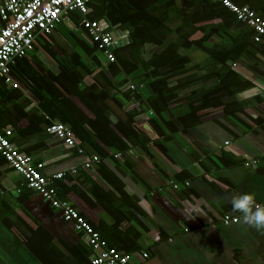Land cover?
<instances>
[{"label":"crops","instance_id":"obj_1","mask_svg":"<svg viewBox=\"0 0 264 264\" xmlns=\"http://www.w3.org/2000/svg\"><path fill=\"white\" fill-rule=\"evenodd\" d=\"M233 1L264 19V0ZM87 18L121 45L132 76L152 55L174 49L194 66L195 39L210 33V46L234 58L223 72L231 68L235 77L225 80L234 83H133L74 12L70 23L36 36L12 84L0 81V130L11 129L46 176L64 174L51 182L57 198L108 247L143 264H264V234L230 203L254 193L264 204V42L211 0H97ZM135 32L153 42L126 48ZM134 54L144 61L139 67ZM54 123L66 125L75 148L48 133ZM226 217L239 221L226 226ZM93 255L87 236L0 155V264H90Z\"/></svg>","mask_w":264,"mask_h":264},{"label":"built area","instance_id":"obj_2","mask_svg":"<svg viewBox=\"0 0 264 264\" xmlns=\"http://www.w3.org/2000/svg\"><path fill=\"white\" fill-rule=\"evenodd\" d=\"M96 0H3L0 1V81L12 84L11 72L17 61L24 59L34 50L36 36L42 32H52L58 26L71 22V14L78 12L83 16L82 25L86 29L91 41L105 53L109 62L116 61L113 54L114 40L112 34L106 32L103 25L87 18L89 5ZM225 8L236 15V18L250 27L254 33L256 43L264 42V19L247 6H240L233 0H217ZM17 88V85H14ZM264 96V92H263ZM48 133L62 140L68 148H75L76 141L66 125L54 123L49 126ZM11 129L0 130V155L20 175L25 178L29 189L39 193L49 201L55 209L61 212L64 220L73 223L76 230L87 236L89 245L94 253L90 264H143L137 261L132 254H124L108 247L100 233L75 207L68 202L57 198V189L52 181L60 180L64 174L59 173L48 177L43 173L44 164L35 162L34 158L22 153L13 143ZM80 154L83 151H79ZM118 153L116 157H121ZM92 162H100L94 156ZM256 163L248 162L246 167ZM86 163V168L91 167ZM175 190L179 185L172 183ZM185 185L189 187L190 182ZM238 218H224L226 226L237 224ZM143 254V258H147Z\"/></svg>","mask_w":264,"mask_h":264},{"label":"trees","instance_id":"obj_3","mask_svg":"<svg viewBox=\"0 0 264 264\" xmlns=\"http://www.w3.org/2000/svg\"><path fill=\"white\" fill-rule=\"evenodd\" d=\"M97 1V0H96ZM214 5L227 12L229 17L237 25H243L244 23L237 20L236 15L232 13L228 8H225L217 0H211ZM95 2V1H94ZM92 2L89 5L91 9ZM246 25V24H244ZM205 29H196V34H203ZM213 33H217L218 30L211 28ZM210 34V33H209ZM204 34L200 38L195 39L194 46L196 47V52L194 55V66H191L192 56L189 55H176L177 50H173L174 54L172 55H152L151 59L144 64L145 72L140 76H132L131 66L128 63H125L124 52L122 48H114L113 54L116 61L114 64H119L125 70L128 78L133 83L145 82L147 83H234L233 80L226 81L225 77L228 75L231 79H234L235 73L231 68L228 69V72L224 70L227 68L226 61L227 59H232L231 54H228L225 49L220 48L219 44H214L210 46V41L213 40V35ZM139 36L140 39H139ZM134 44L126 46V48H142L146 44H150L151 37H148L146 34H139L135 32ZM214 38V37H213ZM130 46V47H129ZM97 47V45H96ZM135 66L139 67L140 63L143 64L142 57L133 55ZM132 63V62H131ZM177 63V65H175ZM125 64H127L125 66ZM134 67V66H133ZM118 71V66L114 69V72ZM146 83V82H145ZM205 96V95H204Z\"/></svg>","mask_w":264,"mask_h":264},{"label":"clouds","instance_id":"obj_4","mask_svg":"<svg viewBox=\"0 0 264 264\" xmlns=\"http://www.w3.org/2000/svg\"><path fill=\"white\" fill-rule=\"evenodd\" d=\"M234 213L240 214L243 224L264 234V204L257 203L254 193H243L231 198Z\"/></svg>","mask_w":264,"mask_h":264},{"label":"water","instance_id":"obj_5","mask_svg":"<svg viewBox=\"0 0 264 264\" xmlns=\"http://www.w3.org/2000/svg\"><path fill=\"white\" fill-rule=\"evenodd\" d=\"M120 46H121L120 44H116V42L114 41V48H119Z\"/></svg>","mask_w":264,"mask_h":264}]
</instances>
